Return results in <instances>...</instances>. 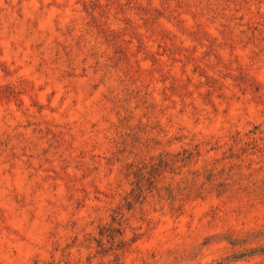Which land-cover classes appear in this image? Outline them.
<instances>
[{
	"label": "rangeland",
	"instance_id": "rangeland-1",
	"mask_svg": "<svg viewBox=\"0 0 264 264\" xmlns=\"http://www.w3.org/2000/svg\"><path fill=\"white\" fill-rule=\"evenodd\" d=\"M0 264H264V0H0Z\"/></svg>",
	"mask_w": 264,
	"mask_h": 264
}]
</instances>
